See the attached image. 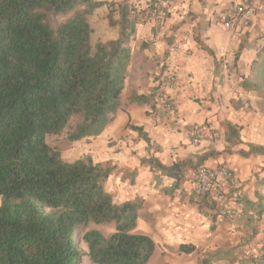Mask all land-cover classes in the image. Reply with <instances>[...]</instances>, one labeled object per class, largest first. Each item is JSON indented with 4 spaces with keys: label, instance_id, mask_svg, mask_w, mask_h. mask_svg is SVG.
<instances>
[{
    "label": "trees",
    "instance_id": "1",
    "mask_svg": "<svg viewBox=\"0 0 264 264\" xmlns=\"http://www.w3.org/2000/svg\"><path fill=\"white\" fill-rule=\"evenodd\" d=\"M107 5L116 38L91 42L90 18ZM145 16L130 0H0V264H148L156 242L135 232L142 199L116 202L105 184L117 170L91 156L65 161L48 135L79 116L68 139L100 135L119 110L131 59L130 43ZM204 50H213L200 42ZM242 49V46H241ZM246 91L264 98V46L242 75ZM151 98L133 94L127 104ZM149 142L142 126L128 124ZM240 125L228 123L229 141ZM242 154L264 153L250 145ZM180 182L187 167L143 158ZM215 205H212V208ZM91 224L115 225L105 234ZM82 240L87 250L79 246ZM182 253L196 250L182 243ZM84 257L88 263L84 262ZM204 257L201 264H211Z\"/></svg>",
    "mask_w": 264,
    "mask_h": 264
},
{
    "label": "crops",
    "instance_id": "2",
    "mask_svg": "<svg viewBox=\"0 0 264 264\" xmlns=\"http://www.w3.org/2000/svg\"><path fill=\"white\" fill-rule=\"evenodd\" d=\"M235 1L173 0L162 23L155 24L148 20L152 0H130L145 16L130 43L131 59L121 94L126 109L119 112H126L128 119L116 129L107 125L104 131L108 129L107 136L124 143L114 162L118 165L117 199L144 201L136 231H140L142 221L140 233L156 242L148 264H201L204 257L212 258L211 264H240L238 253L264 247V153L241 152L249 151L250 145L264 146L260 143V127L242 118L247 106L241 100L248 95L249 104H253L258 98L255 91L243 88L241 77L248 75L252 60L264 46V0H254V13L227 30L219 15ZM98 9L103 15L109 11L107 5ZM117 34L118 28L110 26V32L101 35V40L116 38ZM168 66L174 67L178 76L176 86L169 91L171 110L156 101ZM135 93L150 97V102L126 105ZM196 123L207 125L199 144L191 142L188 132ZM228 123L240 125L241 142L229 141ZM128 124L142 126L149 142ZM124 132L129 136L127 142L133 145L125 144ZM150 157L168 166L185 160L194 165L229 166L240 184L239 201L234 204L242 210L241 217L222 219L209 197H198L190 178L191 168L187 167L177 183L175 178L142 162ZM136 170L143 177L139 180L138 174L132 182L128 176ZM182 243L193 244L196 250L182 253Z\"/></svg>",
    "mask_w": 264,
    "mask_h": 264
},
{
    "label": "built area",
    "instance_id": "3",
    "mask_svg": "<svg viewBox=\"0 0 264 264\" xmlns=\"http://www.w3.org/2000/svg\"><path fill=\"white\" fill-rule=\"evenodd\" d=\"M254 0H237L227 6L219 15L220 23L227 29H234L254 13ZM173 0H152L148 13V20L160 24L167 15ZM178 82L177 72L174 67L168 66L165 71L156 101L164 108H173L170 90ZM189 136L193 144H199L205 137L207 125L196 123L189 128ZM190 178L193 182L196 195L201 198L209 197L215 205L217 215L222 219H238L242 210L234 203L239 201V180L233 170L227 165L209 167L204 164L197 166L190 171ZM252 211L249 212L251 214ZM237 261L240 264H264V247L254 251H241L237 254Z\"/></svg>",
    "mask_w": 264,
    "mask_h": 264
},
{
    "label": "rangeland",
    "instance_id": "4",
    "mask_svg": "<svg viewBox=\"0 0 264 264\" xmlns=\"http://www.w3.org/2000/svg\"><path fill=\"white\" fill-rule=\"evenodd\" d=\"M101 9H98L95 14L90 18V23L93 28V31L91 33V42L95 44V42L99 39H101V35L108 34L110 32V25L107 21L106 14L101 13ZM106 38V37H105ZM258 97V96H257ZM244 102V105L247 107L243 110V116L242 118L244 120H248L249 125H258L261 129L262 138L260 143L264 142V98L258 97L254 100L253 104L251 103V100L248 98V95L245 96L244 99H241ZM239 102V101H238ZM128 105V104H126ZM126 109V107L124 108ZM120 111V110H119ZM118 116L116 118V121L109 122L107 125L111 128H118L119 126L123 125L127 119L128 115L126 112L121 111L117 113ZM116 114V115H117ZM80 120L79 116H74L71 121L68 123V125L65 127L62 133L57 135H48L47 141L49 144L57 146L62 154V157L65 161L72 162L78 158H85L86 156H91L95 161H111L115 162V157L117 155H120L119 152L121 151L120 148L124 143H118L120 138L110 137L107 136L106 131H103L100 135L85 138L79 141H70L67 137L70 132L74 130V127L76 123ZM107 127V126H106ZM105 130V129H104ZM127 138H129L128 135H125V132L122 134V139L125 140V144L133 145V142H127ZM136 154V152H133ZM115 172H118L116 170ZM115 172L109 177L108 181L105 184L106 190L108 192H111L113 194L115 201L120 202L121 199H117V191L115 190V183H117V179L115 176ZM138 171L131 172L128 176L129 180L131 179L132 182L136 180V177L138 176ZM143 177V175L139 174V180ZM141 184V183H140ZM142 213V210H139V216ZM143 222L140 221V228L138 229L141 231L143 228ZM90 229L95 228L99 229L102 232H104L106 235L110 234L115 230V225H97V224H91ZM136 231L135 232H139ZM79 246L83 251L87 250V247L85 243L80 240ZM84 262L88 263V259L84 257Z\"/></svg>",
    "mask_w": 264,
    "mask_h": 264
}]
</instances>
